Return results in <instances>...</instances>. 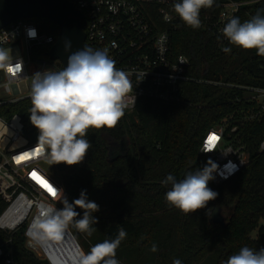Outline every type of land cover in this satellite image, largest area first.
Here are the masks:
<instances>
[{
    "label": "trees",
    "instance_id": "trees-1",
    "mask_svg": "<svg viewBox=\"0 0 264 264\" xmlns=\"http://www.w3.org/2000/svg\"><path fill=\"white\" fill-rule=\"evenodd\" d=\"M236 1L247 2L235 14L241 22L264 15V0ZM219 9L205 8L207 22L195 29L180 18L167 24L156 16L159 26L170 32L173 53L186 55L189 73L204 81L183 83L182 99L176 102L139 99L132 112L124 110L115 127L88 130L85 138L92 146L81 163L51 167L69 203L86 190L88 200L99 205L93 213L97 223L91 225L95 244L115 239L121 228L126 231L116 250L120 264H172L175 259L182 264H223L242 246L264 247V151L258 150L264 117L253 122L246 118L257 106L250 100L249 87H264V55L228 40L231 51L222 50L219 36L208 28ZM30 19L40 31L57 38L59 27L54 21ZM49 49L34 51L39 58L49 59ZM31 106L28 98L5 103L0 114L9 118L19 113L23 134L37 141L38 129L29 118ZM222 122H227L228 132L237 127L235 133L241 134L249 161L233 177L209 182L218 196L206 209L185 214L167 203L165 193L171 185L161 181L169 174L180 180L204 167L208 158L200 152L203 137ZM214 203L225 211L224 225L210 221L208 209ZM6 205L0 198V214ZM75 210L83 216L82 209ZM25 228L0 229V243L11 250L17 264H51L27 247Z\"/></svg>",
    "mask_w": 264,
    "mask_h": 264
},
{
    "label": "built area",
    "instance_id": "built-area-1",
    "mask_svg": "<svg viewBox=\"0 0 264 264\" xmlns=\"http://www.w3.org/2000/svg\"><path fill=\"white\" fill-rule=\"evenodd\" d=\"M72 1L84 13L87 45L106 52L116 68L128 74L132 89L124 98L128 105L126 111L132 112L141 98L179 101L183 96V83L204 81L189 73L190 60L186 55L173 53L169 30L161 28L156 20L157 15L167 24L178 20L179 17L172 10L176 0ZM246 3L214 1L213 6L220 9L208 28L219 36L222 49L226 48L227 42L222 33L223 27ZM166 12L173 17L171 22L163 19ZM207 18L203 8L200 12L201 23L206 24ZM30 29H35V37L29 36ZM55 41L53 35L40 31L30 18L15 19L0 28V47L19 46L24 51L22 55L11 58L13 65L22 61L20 68L0 69V106L25 98L31 100L32 76L50 70L48 65H53L58 71L62 69L53 64V60L39 58L34 51L36 48L51 47ZM249 92L250 100L256 101L257 106L246 118L253 122L264 117V87H249ZM23 130L24 123L19 113L9 118L0 114V198L7 203L0 214V229L13 232L25 226L27 247L42 250L40 242L28 235L29 227L39 217L42 208H61L58 198L38 183L32 174L35 172L46 180L55 191L63 190V187L49 168L51 164L41 156L38 140H29ZM236 131L237 127L234 126L228 132L227 122H222L210 128L203 137L200 152L208 161L218 165V173L214 174L215 179L212 180L214 184L233 177L249 161V151L242 143L241 134ZM258 150L264 151V136ZM221 174L228 178H221ZM66 230L74 237L69 226ZM48 260L55 264L51 258L48 257ZM0 261L3 264H17L4 243H0Z\"/></svg>",
    "mask_w": 264,
    "mask_h": 264
},
{
    "label": "clouds",
    "instance_id": "clouds-1",
    "mask_svg": "<svg viewBox=\"0 0 264 264\" xmlns=\"http://www.w3.org/2000/svg\"><path fill=\"white\" fill-rule=\"evenodd\" d=\"M213 4L214 0H176L172 10L187 26L195 29L201 25V10ZM172 18L167 12L163 16L166 22H171ZM222 33L230 44L246 50L255 49L259 55H264V15L258 13L243 22L239 17H232ZM28 34L35 37V29H30ZM222 50L231 51L227 47ZM21 63L17 61L13 65L9 51L0 47V69H18ZM32 77L29 118L39 132L40 154L51 165L81 163L92 146L85 138L88 130L115 127L125 114L128 105L124 98L132 89L128 74L116 68L106 52L87 45L69 56L67 67L37 72ZM216 173L218 165L208 161L204 167L187 172L180 180L169 174L161 181L163 185H171L165 193L167 203L185 214L206 209L218 196L208 186ZM221 178L228 177L221 174ZM55 197L63 203V208H42L39 217L30 225L28 235L46 243L55 237L62 238L70 224L91 235V225L97 223L93 213L99 210V205L88 200L86 190L71 203L62 189H56ZM76 208L83 210L82 217ZM208 214L210 217V210ZM126 235L121 228L115 239L97 243L87 253L81 251L74 264H120L116 250ZM151 250L157 251L156 245ZM172 264H182V261L175 259ZM223 264H264V247L242 246Z\"/></svg>",
    "mask_w": 264,
    "mask_h": 264
},
{
    "label": "water",
    "instance_id": "water-1",
    "mask_svg": "<svg viewBox=\"0 0 264 264\" xmlns=\"http://www.w3.org/2000/svg\"><path fill=\"white\" fill-rule=\"evenodd\" d=\"M37 17L48 18L58 25V36L47 55L57 66L67 67L69 56L87 45L83 11L72 0H0V28L15 19ZM209 210L210 221L225 224L219 204H212L208 213Z\"/></svg>",
    "mask_w": 264,
    "mask_h": 264
},
{
    "label": "rangeland",
    "instance_id": "rangeland-1",
    "mask_svg": "<svg viewBox=\"0 0 264 264\" xmlns=\"http://www.w3.org/2000/svg\"><path fill=\"white\" fill-rule=\"evenodd\" d=\"M6 50L9 51L10 59L14 58V57H18L24 53L22 48H20L19 46H10V47L6 48ZM53 64H56V61H54ZM47 68L50 70L58 71L53 65H48ZM30 83H32V79H31ZM51 167H53V165H50L49 168H51ZM59 204H62V202H59ZM222 214L223 215L225 214V211L223 208H222ZM78 218H80V217H77V219ZM69 227H70V231L74 234L75 238L77 239V240L76 239L74 240L73 237L71 236L74 244H71L69 242V240H66L62 237V238H60L58 244H55V248H53V251L51 252L50 249L47 250L46 249L47 247H44L43 244L40 242V244L42 245L43 248H42V250L41 249H33V251L36 253V255L41 257V258H47V259L49 257L53 260V262L56 261L58 264H70V263L74 262L75 257L81 251L87 253L91 249V247L93 245H95L93 239L91 238V235H88L86 232L79 231L73 224H70ZM91 234H93V231ZM99 243H101V242H99ZM74 246H77V249L78 248L79 249L75 250V251H73V253H71V251L74 249ZM65 253L68 254V258H67V260H65L66 262L63 261Z\"/></svg>",
    "mask_w": 264,
    "mask_h": 264
},
{
    "label": "bare ground",
    "instance_id": "bare-ground-1",
    "mask_svg": "<svg viewBox=\"0 0 264 264\" xmlns=\"http://www.w3.org/2000/svg\"><path fill=\"white\" fill-rule=\"evenodd\" d=\"M70 232H68L67 230H65L64 231V233H63V238L64 239H66V240H69V242L71 243V244H74V242H73V239L75 240V238L72 236V235H70L69 234ZM73 237V239H72V237ZM60 238L61 237H55V238H53V239H49L46 243H42L43 244V246L44 247H47L46 249L48 250V249H50L51 250V252L53 251V248H55V244H58V242H59V240H60ZM77 245V244H76ZM41 246V248H43L42 247V245H40ZM79 249V248H78ZM77 249V246H74V249L71 251V253H73V251H75V250H78ZM44 250V249H43ZM45 252V251H44ZM67 258H68V254L67 253H65V255H64V260L63 261H65V260H67ZM55 260V259H54ZM66 262V261H65ZM55 264H58L56 261L54 262ZM70 264H74V262L73 263H70Z\"/></svg>",
    "mask_w": 264,
    "mask_h": 264
},
{
    "label": "snow or ice",
    "instance_id": "snow-or-ice-1",
    "mask_svg": "<svg viewBox=\"0 0 264 264\" xmlns=\"http://www.w3.org/2000/svg\"><path fill=\"white\" fill-rule=\"evenodd\" d=\"M213 139H218L216 137H213ZM20 159H24V157H21ZM33 178L37 180L38 183H40L49 193H51L53 196L56 195V191L46 180L42 179L41 177L37 176V174L34 172L32 174Z\"/></svg>",
    "mask_w": 264,
    "mask_h": 264
}]
</instances>
